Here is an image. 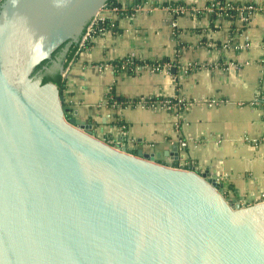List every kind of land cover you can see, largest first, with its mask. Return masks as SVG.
Masks as SVG:
<instances>
[{
    "label": "water",
    "instance_id": "obj_1",
    "mask_svg": "<svg viewBox=\"0 0 264 264\" xmlns=\"http://www.w3.org/2000/svg\"><path fill=\"white\" fill-rule=\"evenodd\" d=\"M109 1L0 0V264H264V202L230 199L177 146L160 163L99 140L32 76Z\"/></svg>",
    "mask_w": 264,
    "mask_h": 264
},
{
    "label": "crops",
    "instance_id": "obj_2",
    "mask_svg": "<svg viewBox=\"0 0 264 264\" xmlns=\"http://www.w3.org/2000/svg\"><path fill=\"white\" fill-rule=\"evenodd\" d=\"M215 2L254 10L225 17L207 11ZM173 6L185 12L177 16ZM263 6L264 0H115L99 13L87 50L70 57L78 42L65 51L58 73L71 64L62 90L67 108L101 141L159 153L160 163H169L167 152L177 146L180 166L219 181L230 199L264 201ZM125 61L134 67L118 70ZM143 65L165 67L151 72ZM145 99L182 107L142 108Z\"/></svg>",
    "mask_w": 264,
    "mask_h": 264
},
{
    "label": "built area",
    "instance_id": "obj_3",
    "mask_svg": "<svg viewBox=\"0 0 264 264\" xmlns=\"http://www.w3.org/2000/svg\"><path fill=\"white\" fill-rule=\"evenodd\" d=\"M250 10H254V7L252 6H248V7H235L233 5L230 4H224L221 2H215L213 5H211L210 7H208L207 11H210L211 13H215L218 12L219 14L225 16V17H230V12H237L239 15H242L243 12L246 11H250ZM261 10H264V6L261 8ZM170 11L172 13H174L175 15H181L185 12V9L183 6H173L170 7ZM99 15V14H98ZM97 19H99L101 21V18H99L98 16L86 27L83 35L80 38L78 47H77V53H81L85 50H87L88 45L92 39V37L97 33L95 30L96 24H97ZM70 63L68 64V66H66L60 73L61 78L66 79L68 77V74L70 72ZM133 63L130 61H125L122 63V66L120 68V65L118 66V70H124L126 69L128 66L134 67L132 66ZM165 66H160V65H155V66H149V65H143L140 66L139 68H147L148 70H150L151 72H159L162 71L164 69ZM110 100H112V98H110ZM139 105L142 108H147V109H152V110H163V111H179L181 110L182 107V102L181 101H177L174 102V104L170 103L169 101H156L153 99H145V100H141L139 101ZM181 104V105H180ZM208 106H214L216 105V102L212 101V102H207L206 103ZM111 107L116 108V109H120V102H117L115 100L112 101ZM124 132L125 131V126L120 125L119 126V131ZM181 148H185L186 144L185 143H181Z\"/></svg>",
    "mask_w": 264,
    "mask_h": 264
},
{
    "label": "trees",
    "instance_id": "obj_4",
    "mask_svg": "<svg viewBox=\"0 0 264 264\" xmlns=\"http://www.w3.org/2000/svg\"><path fill=\"white\" fill-rule=\"evenodd\" d=\"M114 1L115 0H110L108 2V4H110V3L114 2ZM230 15H231V17H233L235 15V13L234 12H230ZM76 51H77V46H73V49L71 51L70 57L74 56V54L76 53ZM57 52L53 54V57L57 54ZM44 65H46L48 68L51 67L49 61H44L43 63H41L38 67H36L34 69V71L32 73V76L33 77H37V73L40 71L41 67L44 66ZM42 73H43V75L40 76V79L42 81V84H45V83H53V84H55L58 87V89L61 92H62V90L65 89L64 88L65 83H64L63 79L61 78V75L58 72L47 73V71L45 70V71H42Z\"/></svg>",
    "mask_w": 264,
    "mask_h": 264
},
{
    "label": "flooded vegetation",
    "instance_id": "obj_5",
    "mask_svg": "<svg viewBox=\"0 0 264 264\" xmlns=\"http://www.w3.org/2000/svg\"><path fill=\"white\" fill-rule=\"evenodd\" d=\"M70 46V45H69ZM66 47H63V48H61L60 50H58V52H57V54L53 57L52 56V58H53V60L52 61H49L50 62V66H51V63L55 60V59H57L58 57H59V55L60 54H62V51L65 49ZM50 68V67H49ZM46 65H44V66H42L41 67V69H40V71L37 73V77H40L41 75H43V73H42V71H48V69H49ZM52 69V68H51ZM49 70V71H51V73H53L54 71L53 70Z\"/></svg>",
    "mask_w": 264,
    "mask_h": 264
},
{
    "label": "rangeland",
    "instance_id": "obj_6",
    "mask_svg": "<svg viewBox=\"0 0 264 264\" xmlns=\"http://www.w3.org/2000/svg\"><path fill=\"white\" fill-rule=\"evenodd\" d=\"M129 67H131V66H128L127 68H129ZM217 181V180H216ZM219 182V181H218ZM239 202V201H238ZM262 202H264V201H262ZM262 202H259V203H262ZM240 203V202H239ZM259 203H253V204H244V206H252V205H256V204H259Z\"/></svg>",
    "mask_w": 264,
    "mask_h": 264
}]
</instances>
